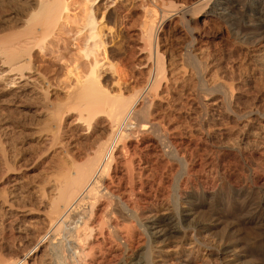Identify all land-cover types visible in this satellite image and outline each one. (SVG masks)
Instances as JSON below:
<instances>
[{"label":"bare ground","instance_id":"1","mask_svg":"<svg viewBox=\"0 0 264 264\" xmlns=\"http://www.w3.org/2000/svg\"><path fill=\"white\" fill-rule=\"evenodd\" d=\"M101 1L82 6L76 45L88 70L76 65L57 84L36 53L71 18L69 0H7L16 7L0 22V264H163L159 244L175 235L241 264L264 239L226 244L216 222L234 215L237 234L264 226V93L242 104V81L214 76L203 25L246 16L255 29L243 42L264 68V0H134L143 19L132 46L144 62L125 65L130 73L110 62L111 76L101 71L112 34ZM118 3L109 12L121 13Z\"/></svg>","mask_w":264,"mask_h":264},{"label":"rangeland","instance_id":"2","mask_svg":"<svg viewBox=\"0 0 264 264\" xmlns=\"http://www.w3.org/2000/svg\"><path fill=\"white\" fill-rule=\"evenodd\" d=\"M170 1L176 2L177 0ZM84 2L85 0H69V15L71 18H68L67 23H65V25H63L59 30L60 32H57L51 42L48 43L46 51L42 54L40 52L36 53L37 66L47 77L52 79V82L55 81L57 84L59 81H61V79L64 81L67 80L66 78L69 79V70L74 66L80 65L79 67L81 70H85L86 67L87 70L89 68L88 65L85 64L87 61L83 58L79 48L76 45L79 36L78 31L83 23L84 11L82 10V6ZM118 2V4L122 6L121 13L109 12V4H111V0L101 1L102 13L98 17L100 20L104 17V23L101 25V27L104 29L107 27L112 28V34H108L109 43L107 45V51L106 53L101 52L102 54L100 56V59L102 60L101 62H103L104 66L106 65L107 67L105 68L103 66L105 70H101L103 76L113 75V72H111L112 70L109 69V64L111 63L119 66V68L121 67V69H127L126 72L130 70V72H132L134 67L137 65L140 66L141 63L144 62L142 56L139 55L140 53L138 50L134 48L135 41H132L131 38V34L135 31L137 32L139 27L138 25H140L143 19L142 11L136 6L134 0H118ZM14 5H16L15 2H7V0L0 1V22L3 21L5 16L6 18L13 16V12L16 7ZM245 19H247V17L241 13H237L235 15L233 14V16L229 17L225 21L222 18L219 19L218 17H212L208 19L206 24L203 25V30L204 32L206 31L205 46L208 51L210 50L209 52L210 55H212V58L216 59L217 63H219V66L213 68L212 73L215 74L214 76L217 75V78L223 79L229 83H240L242 81V94H244L242 100L243 102L241 103L247 105L252 104L257 96L261 97L262 93H264V68L261 66V62L257 60L254 61L252 58H250L252 55L253 46L249 47V45L243 42L242 36L247 33H251V31H254L255 29L251 26L248 27L245 25L243 22ZM129 24H131V26L134 25V27H130ZM166 35H171L168 37V47L180 51L181 38H179V36L172 31H166ZM130 45L134 46L132 47L134 48L133 51L135 52V55L132 53V50H130ZM135 50H137V52ZM129 54H132L131 56H134L133 58L135 59H132ZM127 56H130L129 59ZM126 58L129 60H126L128 63L125 61ZM131 59L134 61L133 63ZM139 59L143 61L140 62ZM128 64L135 66L133 67L129 65V67L126 68L125 65L128 66ZM138 66L136 68H138ZM132 81L133 79H131V82ZM230 166V171L233 172L231 173L233 178H237L238 175L242 173V168L236 164H232ZM142 216L143 218L147 219L151 217V213L143 212ZM223 221V224L216 222V224L219 225L216 229V234L221 236L223 242L226 244L230 243L231 239L233 240L242 238V242L245 247L246 241L252 236H260L262 239H264V226L260 227L254 223H242L240 224L242 232L241 234H237V232H235L237 227H234L237 223L234 215H230L229 218ZM186 223L194 225L195 221L187 220ZM211 237L212 236L210 233H203L202 235L198 236L199 239H204L206 241H208V239ZM170 239L171 240L167 243L159 244V247H162V249L164 248V250L159 252L160 254L158 253L155 258L157 261H160L163 264L221 263V259H219L216 254V249H211L209 247H201L198 249L195 244L187 242L180 244L179 235H175ZM186 239H192V233L190 231L188 232V237ZM254 260L260 264H264V245L263 249H252L251 254L247 252V257L242 259L241 264H255Z\"/></svg>","mask_w":264,"mask_h":264}]
</instances>
